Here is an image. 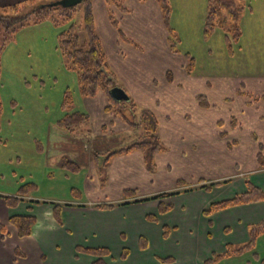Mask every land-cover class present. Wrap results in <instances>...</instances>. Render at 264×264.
<instances>
[{
	"label": "rangeland",
	"instance_id": "obj_1",
	"mask_svg": "<svg viewBox=\"0 0 264 264\" xmlns=\"http://www.w3.org/2000/svg\"><path fill=\"white\" fill-rule=\"evenodd\" d=\"M52 1L58 0H36V3ZM234 1L238 8H243V15L239 21L242 36L238 41L231 40V47L227 44V34L221 28H217L210 37L204 35L208 0H168L171 11L169 25L173 30V34L168 35L176 43L178 55L169 54V52V55L161 53L164 50L163 45L166 43L167 32L164 25L161 29L156 25V19L153 16H151V22L147 20L149 24L146 26L149 34L143 30L144 28L132 29L137 37H130L131 46L126 45L124 41L120 43V50L130 47L132 49H134L133 47L150 49L147 58L143 61L162 66L145 72V76L151 74L159 78L163 73L161 68L166 66L175 74L177 81L184 82L187 79L185 72L177 67L178 61H180L179 57L190 54L195 59L192 78L188 79L189 84H186L184 94L190 97L195 92H199L202 96L207 97L212 104L210 113L213 116H210L213 120L218 121V127L212 126L205 133L208 132L210 137L215 138L216 161L222 162V172H211V170L203 173L204 184L208 186L214 183L216 179L219 181L221 179L230 180L234 172H241L243 169H250L255 173L258 166L257 154L260 153L264 158V102L255 101L256 98H261L264 95V0ZM18 4L26 5V9L21 14L29 13L33 9L28 2ZM12 6L16 5L7 7ZM7 7H0V16L5 15L4 11ZM100 7L98 8L100 9ZM110 10L116 20L119 21L118 19L121 17L119 12L114 13L112 8ZM136 12H138L137 17H144V15L139 14L138 10ZM7 14L14 15L13 9L8 10ZM81 17L82 13H77L75 23L79 28L82 26ZM104 20L105 23L99 25V32L103 37L105 49L109 53L115 46L113 47L111 44L110 38L109 41L106 39V32L111 37V28L106 23V17ZM67 27V23L56 25L52 24L51 21H45L42 24L31 22L30 25L19 26V29L15 31L13 28H9L8 30L12 32L9 33L8 30L4 29L0 20L2 67L0 85L2 101L0 196L15 197L20 194L21 189H24L26 195L22 197V202L16 208L26 210L33 201L36 215L41 218L46 216L42 212H46L54 205L61 206L67 203L94 199L93 191L89 184L86 185L85 178L92 170L91 160L94 161L97 155L101 157L100 165H102L104 162L103 153L125 147L143 133L142 130L136 134L138 132L136 126L119 127V122L113 128L110 127L107 124L110 115L104 108L106 97L102 95L86 99L80 95L78 75L71 69L67 58L60 50L59 35ZM80 34L85 40L84 33L80 32ZM116 40L115 38L114 43ZM150 47L158 49L160 54L156 55ZM186 63L188 65V62ZM142 71L139 72L142 73ZM242 83L245 84L244 87ZM68 89L74 98V105L70 112L84 111L90 116L88 123H83L69 131L60 128L57 122L65 115L64 110H62V103ZM239 90L248 95L238 96ZM128 96L130 95L128 94ZM131 100L137 108L135 113L128 110L129 119L134 124H138L140 112L148 107V101L141 95L137 96L136 100L130 96L129 101ZM185 105L179 106L180 109H185ZM234 120L235 122H233ZM218 130L220 135L216 138L215 135L217 136ZM204 144L207 150L210 145L205 142ZM65 158L76 162L80 167V172L76 173L63 168L62 162ZM237 165H239L238 170L235 168ZM107 171L109 172V167H107ZM202 172L204 171L197 173L195 170L191 171L194 174H201ZM215 175L220 177H214ZM248 175V173L241 176L239 174L241 178L245 177V179H248ZM199 182L200 180L192 182V184L198 186ZM227 184L229 183L224 185ZM30 185L33 186L29 187ZM159 187L149 192L148 189L141 186L138 195L152 199L153 196L164 193L170 194V192H175L177 187L180 188L179 186L171 188L165 182ZM222 188L217 189L216 196L222 197L233 193L228 191V188ZM78 191L82 193L83 198L80 197ZM175 201L164 200L163 203L171 205ZM37 202L40 204H36ZM115 205L119 206V203ZM148 213H150L149 216L156 217L154 222L147 220L148 225L158 226L160 211L152 206V211ZM200 217L201 220L199 216H195L194 220L202 233L201 229L204 224L202 222L207 221L208 218L203 213L202 216L200 214ZM167 218L170 221L173 216H167ZM210 223L207 221V224ZM43 224H45L44 221ZM172 226L170 224L162 227L163 237L166 228L171 234L172 228L170 227ZM207 226L211 228L214 225L211 223ZM13 228L11 225L3 231L4 234H9L10 242L5 245L4 256L0 257L1 263L4 261L5 264H14L11 255L15 251L11 254L6 251L9 244L15 242V237L11 231ZM225 232L226 229L214 236L213 242L209 236L205 239L202 233V239L197 240L198 243L188 241L183 244L178 241V235L175 236V244L162 242L163 237L160 236V241L153 238L148 248L142 250L139 240L145 236H135L131 231L124 240L128 242V245L111 244L112 264H127V261H129L128 264H150L155 261L163 264L160 259H167L168 257L175 259L173 263L169 264H175V262L194 264L197 257H203L194 252L195 247L199 252L203 250L212 251L209 244L215 242L214 244L221 245L224 243V236L227 235ZM190 234L192 235L193 232ZM77 246L81 245L71 248L68 243H63L59 248H53L63 253L62 264H92L93 261L90 257H94L78 253ZM124 249L129 251L128 260L121 257ZM215 253L221 254L223 252ZM47 255L49 264H60L56 257L59 255L61 260L60 254L55 255L48 252ZM212 258L213 256L209 259L205 258L206 260L202 261L201 264H264V234L259 237L254 252H247L243 256L224 257L218 261H212ZM35 260V258H29L28 261L34 264ZM40 264H45V261L40 262Z\"/></svg>",
	"mask_w": 264,
	"mask_h": 264
},
{
	"label": "crops",
	"instance_id": "obj_2",
	"mask_svg": "<svg viewBox=\"0 0 264 264\" xmlns=\"http://www.w3.org/2000/svg\"><path fill=\"white\" fill-rule=\"evenodd\" d=\"M28 1L29 0H0V7L18 5V3ZM143 2L140 0H125L124 7L126 11L122 12L118 7H112L113 12H119L121 16L120 19H118V27H120L122 33H124L128 40L122 39L118 28L113 25L110 9H108L109 7L106 5L105 0H93V6L95 28H97L100 40H102L104 51H106V49L103 37L99 32V25L105 23V17L106 23H108L111 28V37H109L107 32L105 33L106 39L108 41L111 39V44L113 47L115 46L111 52L108 53V51H106L109 69L112 73L116 74L120 87L126 91L127 94L132 96L135 100L137 96L140 95L143 96L144 99H147L148 107L146 109H151L159 120V137L167 150L156 159L158 171L150 174L146 170L144 156L140 152L116 155L109 160L103 173L99 171L102 159L101 157H95L94 161L91 160L93 164L92 170L90 174L85 177L86 185L89 184V187H91L94 199L62 205L61 225L55 221L52 214L54 206L50 207L46 212L43 211L42 213L46 216L41 218L39 215H36L35 207L33 206L34 203H30L26 210L20 208L13 209L8 207L5 201L0 198V226L4 229L8 228V226L11 227L9 221L16 215H32L37 219L32 234L27 238H19L15 227L11 230L15 237V242L9 244L6 251L10 254L15 251L13 255H11L14 264H32L28 261L29 258L36 259L34 264H40V262L44 261L45 264H49L47 262L49 261L47 259L48 252L51 254L54 253L55 255L60 254L61 260L59 255H56V257L58 261H60V264H62L63 253L58 252L53 247L59 248L63 243H68L71 248L76 245H81L84 247L87 246L96 249L106 248L110 250L112 243L128 245V242L124 240H126V235H129L131 231L135 236H145L148 240V245H150V241L153 240V238L159 239L160 241V236L163 237L162 227L170 224L173 225L170 227L172 228L170 236L166 237V240L164 237L163 240L161 239L162 242L167 244H175L176 235H178V241H181L182 244L188 241H191V243L197 242V240L202 239V233L205 239L209 236L212 239L211 242H213L214 236H217L226 229L227 235L225 234L226 236H224V243L221 245L214 244L215 242L209 244L211 246L210 250L212 251L203 250L199 252L197 247H195L194 252L203 257H197L194 264H201L202 261L206 260L205 258H211V256H213L212 254L215 252H224L228 245L235 246L247 243L249 239L248 228L264 219V202H257L256 204H245V206H237L211 215L207 221L211 222L214 226L210 228L207 225H211V223L207 224V221H203L202 233L197 228L194 217L199 216L201 220L200 214L202 216L203 211L210 208L209 206H211V203L233 199L237 194H242L246 191L245 177H240L244 175V173L249 174L248 180L253 183V185L264 190V169H262L258 163L255 173L254 171H250V169L242 170L240 168L242 170L241 173L236 171L239 165L235 166L236 172H234V175L232 174L233 177L230 179L229 184L221 186L223 187L222 189L228 188V191L233 192L229 195L227 194L222 197L216 196L217 189L220 187L212 188L210 191H206L202 188V186L205 185V182L200 183L205 180L202 177L204 176L203 173L211 170V172H222V162L219 163L218 160L216 161L215 138L210 137L208 132L205 133L206 130L212 126L218 127V121L211 118L213 116L210 113L212 106L211 102H209L211 106L206 109L202 108L198 103L197 97L201 95L199 92H195V94L190 97L184 94L186 84H189L188 79L192 78V74H189L187 70V59L184 57L185 54L183 56L179 55L180 61H178L177 66L179 70L185 72V78L187 79H185L184 82L177 81L175 74L168 70L166 66L161 68L163 73L159 78L151 74L145 76V72L161 67L162 65L157 66V63L143 61L147 58L149 53L148 50L150 51V49L146 48L145 50L136 47L132 49L130 47V44H132L130 37H137L133 30L138 28H144L143 30L149 34L150 32H148L146 25L149 24L148 22H151V16L156 19V25L159 26L160 29L162 25H164L167 32L166 43L163 45L164 50L161 53L163 55H167L168 52L169 54L175 55L179 53H174L172 48H170L169 32L164 23V15L162 14L160 3L157 0H145V2ZM99 6H101L100 9L98 8ZM136 10L139 11L140 15H144V17H137L138 12H136ZM133 16L135 17L131 18ZM147 20L149 21L147 22ZM115 38L117 39L116 43H114ZM123 41L126 45H130L128 46L130 48L120 50V43H123ZM150 48L156 55H158V53L160 54L158 49ZM130 55L131 58H129ZM140 70H143L142 73L139 72ZM170 73L172 74L171 82L168 80V74ZM102 95L106 97L105 108L109 103V97L107 93L103 91L97 96ZM183 104L186 105L185 109L183 108L182 110L179 106ZM109 115L110 118L107 124L110 125V127L113 128L117 122H119V127L128 125L124 123L122 119H119V117L112 115V113H109ZM125 116L129 118L128 110L125 112ZM198 117H200V120H198ZM136 130H138L136 134L141 132V125L138 124ZM219 135L220 131L218 130V134L217 136L215 135V137L218 138ZM204 142L210 145L207 150ZM132 143H134V141H132ZM132 143H129V145ZM125 147H128V145ZM102 155H104V153ZM107 167H109V172L107 171ZM192 170H195L196 173L198 171L204 172L201 174H194L191 173ZM236 173L237 175H235ZM217 175L214 177H220ZM198 180H200L198 186L192 184V182ZM178 181L185 182L187 187H180L179 189L177 187L175 192L178 191V194L164 198V200H176L171 204L173 210L165 213V215L160 214V219L158 218L157 221L158 226L148 225L146 222V218L150 214L148 212L152 211V206L158 209L160 201L164 202V200L153 199V197L156 196H153L152 199L139 196L138 192L141 186L151 192L155 190V188H160L159 186L163 182L171 188L176 187ZM221 181L223 180L221 179ZM221 181L216 179L214 182ZM129 189L136 190L137 196L127 198L125 196V191ZM81 198H83L82 193ZM144 199L147 201H141ZM112 202H116L113 204L119 203V206L110 210L95 209L96 204H107ZM167 216H173V218L169 221ZM43 221L45 224H43ZM223 227H225L224 230H222ZM195 231L196 233H194ZM192 232L193 234L191 235L190 233ZM9 240V234H4L0 230V257L4 256L3 250L5 249V245L10 242ZM17 248L24 254L23 258L16 255ZM90 259L93 262L97 260L92 257H90ZM104 259L107 264H112V255ZM1 261L0 259V264H5L4 261L3 263H1ZM128 263L129 261H127V264ZM150 264L159 263L155 261ZM175 264L178 263L175 262Z\"/></svg>",
	"mask_w": 264,
	"mask_h": 264
},
{
	"label": "trees",
	"instance_id": "obj_3",
	"mask_svg": "<svg viewBox=\"0 0 264 264\" xmlns=\"http://www.w3.org/2000/svg\"><path fill=\"white\" fill-rule=\"evenodd\" d=\"M144 1V0H140ZM162 9V14L164 15V23L167 26L168 32L170 35L173 34V30L169 25L170 20V7L168 0H157ZM208 14L205 18V28L204 35L206 37L212 36L217 28H221L227 34V44L231 47L230 41H238L242 36L241 28H240V19L243 15V8H238L237 4L234 0H208ZM52 2L47 3H36V0H29L28 4L32 5V10L29 13L21 14L23 10H25L26 5L18 4L16 6L5 8V15L0 16V20L2 21V25L4 29L8 30L9 28H13V31L18 30L19 26L24 27L25 25H30V23L34 24H42L45 21H51L52 24H68V27L59 35L60 41V50L63 53L64 57L67 58L68 63L71 65V69L75 71L78 75V87L79 93L83 98L91 99L96 98L99 93L102 91L107 93L109 97V103L105 107V111L108 113H113L114 116L119 117L124 121V123L130 126H138L141 125L143 133L139 136L138 139L134 141L128 147H124L122 149H118L116 151H106L104 153V162L99 171L101 173L104 172L106 165L109 160L116 155H124L131 152H140L144 156V164L146 170L152 174L158 171L157 157L164 153L167 148L165 147L163 141L160 140L159 137V120L156 117L155 113L149 109H144L140 112L139 118L140 122L138 124H134L127 116H125V112L127 110H132L135 113V109L137 108L133 100L126 102H119L115 100V98L111 97L110 91L114 88H121L119 85L118 78L116 74L112 73L109 69L107 62V54L104 51L102 40L97 33V28H95V17H94V6L93 0H82V2L76 7L71 8H63L60 6H51ZM106 5H108L109 9L113 6L118 7V9L122 11H126L124 7L125 0H105ZM40 4V5H38ZM38 5V6H37ZM13 9L14 15L10 16L7 14L8 10ZM82 13V26L81 28L77 27L75 23L77 13ZM7 14V15H6ZM111 21L113 25L118 28L120 36L122 39H126L124 33H122L120 27H118V21L115 16L111 13L110 10ZM9 33H12L11 30H8ZM80 32H83L85 35V40L82 39ZM128 40V39H126ZM129 42V41H128ZM169 45L172 48L174 53H179L178 48L174 40L169 38ZM185 59H187L188 65L187 70L189 74L193 73V68L195 66V59L190 56V54L184 55ZM1 49H0V85H1ZM168 80L171 82L172 74H168ZM244 87L245 84L242 83ZM241 86V87H242ZM238 96H247L242 90L238 91ZM64 101L62 103V110H64L65 115L59 119L58 125L62 129L74 130L75 127L80 126L83 123H88L90 120V116L88 113L83 111L70 112L74 105V98H72L71 91H68L64 95ZM198 103L202 108L206 109L211 106L209 100L205 96L197 97ZM255 101L264 102V95L261 98H256ZM2 112V101L0 95V117ZM235 122V120L233 121ZM232 126H234L232 124ZM235 127V126H234ZM223 135V134H222ZM97 158L99 156L96 155ZM258 159V163L262 169H264V158L259 153L256 156ZM62 167L68 170H72L74 172H80V167H78L77 163L74 161H69L67 158L63 159ZM104 179V178H103ZM230 180H223L221 182L211 183L210 186L204 185L206 191H210L213 187H221L222 185L229 183ZM104 183V180H103ZM204 183V181H202ZM246 183V191L242 194H237L233 197V199L222 200L220 202L212 203L210 208L203 212L204 216L209 218L211 215L222 212L223 210L231 209L237 206H245V204H256L257 202H264V190L253 185L248 179H245ZM30 185L29 187H32ZM177 186L184 187L187 186L185 182L178 181ZM79 192V191H78ZM20 194L15 197H6L0 196V198L4 199L6 205L8 207L15 209L22 202V197H25L26 193L24 189H21ZM81 197V192H79ZM178 194L175 193H164L162 195L156 196L153 199L155 200H164V198L169 196H174ZM125 196L127 198L136 197L137 191L134 189H129L125 191ZM146 201V200H141ZM139 202V201H137ZM32 203H34L32 201ZM36 204H40L37 202ZM127 204V203H126ZM117 205L112 203L107 204H96L95 209L107 210L114 209ZM61 210L62 205H54L53 214L55 221L61 225ZM158 210L162 215L168 213L173 210L171 205H167L163 202H160ZM148 221L154 222L156 221V217H147ZM10 224L17 229V235L19 238H27L32 234V230L37 223V219L32 215L21 216L16 215L10 219ZM249 239L247 243L242 245H228L226 249L221 254H213L212 261H218L223 259L224 257H236L246 255L247 252H254L258 239L261 235L264 234V219L258 222L255 225H251L249 228ZM1 232L4 231V228L0 226ZM169 230L166 228L164 237H169ZM141 249L148 248V241L145 237H141L140 240ZM78 253L88 254L93 256L97 260L92 264H106L104 258L109 257L110 250L106 248H90V247H81L77 246ZM16 255L20 258L24 257V254L17 248ZM129 255L128 249H124L121 257L122 259H127ZM161 263L169 264L173 263L174 259L168 257L167 259H160ZM209 262V261H208ZM264 263V262H263Z\"/></svg>",
	"mask_w": 264,
	"mask_h": 264
},
{
	"label": "water",
	"instance_id": "obj_4",
	"mask_svg": "<svg viewBox=\"0 0 264 264\" xmlns=\"http://www.w3.org/2000/svg\"><path fill=\"white\" fill-rule=\"evenodd\" d=\"M82 2V0H58L52 3L53 6H60L65 8L76 7ZM111 97L115 98V100L119 102H128L130 100V96H128L127 92L124 91L122 88H114L110 92Z\"/></svg>",
	"mask_w": 264,
	"mask_h": 264
}]
</instances>
